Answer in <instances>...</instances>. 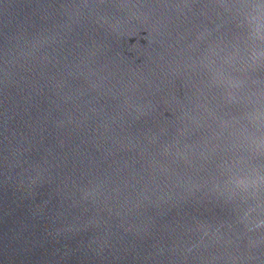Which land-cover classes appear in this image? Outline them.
Segmentation results:
<instances>
[{"label":"water","instance_id":"obj_1","mask_svg":"<svg viewBox=\"0 0 264 264\" xmlns=\"http://www.w3.org/2000/svg\"><path fill=\"white\" fill-rule=\"evenodd\" d=\"M0 264H264V0H0Z\"/></svg>","mask_w":264,"mask_h":264}]
</instances>
